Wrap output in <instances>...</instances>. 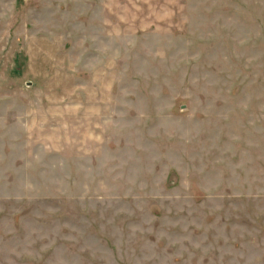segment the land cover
I'll use <instances>...</instances> for the list:
<instances>
[{"label": "rangeland", "instance_id": "374dc122", "mask_svg": "<svg viewBox=\"0 0 264 264\" xmlns=\"http://www.w3.org/2000/svg\"><path fill=\"white\" fill-rule=\"evenodd\" d=\"M0 264H264V0H0Z\"/></svg>", "mask_w": 264, "mask_h": 264}]
</instances>
